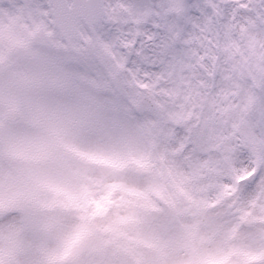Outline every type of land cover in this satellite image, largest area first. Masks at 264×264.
I'll list each match as a JSON object with an SVG mask.
<instances>
[{"label": "snow or ice", "instance_id": "6c2138e0", "mask_svg": "<svg viewBox=\"0 0 264 264\" xmlns=\"http://www.w3.org/2000/svg\"><path fill=\"white\" fill-rule=\"evenodd\" d=\"M0 264H264V0H0Z\"/></svg>", "mask_w": 264, "mask_h": 264}]
</instances>
